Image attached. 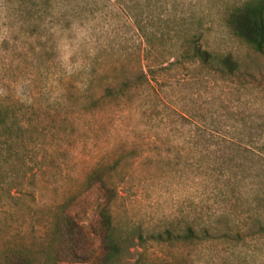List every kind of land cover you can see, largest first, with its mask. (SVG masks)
<instances>
[{"label":"rangeland","instance_id":"374dc122","mask_svg":"<svg viewBox=\"0 0 264 264\" xmlns=\"http://www.w3.org/2000/svg\"><path fill=\"white\" fill-rule=\"evenodd\" d=\"M246 1L0 0V257L53 264L58 207L119 160L121 264H264V54L225 21ZM194 35L238 70L179 62ZM188 225L211 238L138 243Z\"/></svg>","mask_w":264,"mask_h":264},{"label":"trees","instance_id":"16d2710c","mask_svg":"<svg viewBox=\"0 0 264 264\" xmlns=\"http://www.w3.org/2000/svg\"><path fill=\"white\" fill-rule=\"evenodd\" d=\"M226 25L232 35L251 47L257 54H264V0H248L233 8L226 16ZM179 62L197 63L221 73L234 74L238 63L232 56L218 57L203 48L200 36L185 40ZM146 81L143 74L136 79L123 81L117 89L107 88L105 96L122 97L124 92ZM5 119L0 110V124ZM119 160L105 167L94 169L86 178L77 193L68 197L57 209L53 217V230L50 238L49 258L53 264H84L95 259V244L99 255L95 264H121L123 256L134 247V240L123 236L115 225L113 207L118 199L114 174ZM97 193L92 203V218L86 223L76 209L89 203V198ZM86 217V216H85ZM263 226L260 231H263ZM211 238V233L188 225L180 232L166 229L144 238L138 234V243L151 241L157 244L201 242ZM0 264H34L33 259L21 251L2 254ZM134 264H144L136 262Z\"/></svg>","mask_w":264,"mask_h":264}]
</instances>
